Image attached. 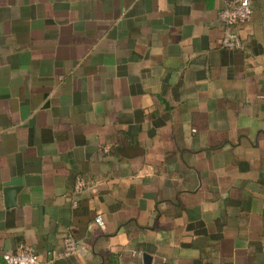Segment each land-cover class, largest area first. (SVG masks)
Returning a JSON list of instances; mask_svg holds the SVG:
<instances>
[{"label": "crops", "instance_id": "crops-1", "mask_svg": "<svg viewBox=\"0 0 264 264\" xmlns=\"http://www.w3.org/2000/svg\"><path fill=\"white\" fill-rule=\"evenodd\" d=\"M228 1L0 0V264H264V0L240 51Z\"/></svg>", "mask_w": 264, "mask_h": 264}, {"label": "built area", "instance_id": "built-area-1", "mask_svg": "<svg viewBox=\"0 0 264 264\" xmlns=\"http://www.w3.org/2000/svg\"><path fill=\"white\" fill-rule=\"evenodd\" d=\"M254 0H229L223 9L219 12V21L223 25L224 34L222 38V47L230 51L243 50V42L238 33V27L248 23L253 15ZM108 153L109 149H103ZM90 189L92 184L84 177L76 179L72 191V206L78 208L81 197ZM95 223L101 228H105V220L102 215L95 218ZM85 247L71 235L64 239V251L60 254L61 258L71 257L77 254H83ZM5 264H46L35 251L21 244L18 249L3 257Z\"/></svg>", "mask_w": 264, "mask_h": 264}]
</instances>
